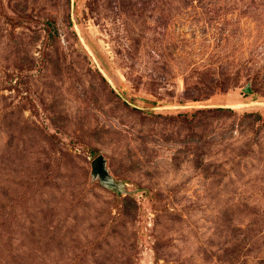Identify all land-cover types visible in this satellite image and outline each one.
Returning a JSON list of instances; mask_svg holds the SVG:
<instances>
[{
  "label": "rangeland",
  "instance_id": "1",
  "mask_svg": "<svg viewBox=\"0 0 264 264\" xmlns=\"http://www.w3.org/2000/svg\"><path fill=\"white\" fill-rule=\"evenodd\" d=\"M0 264H264V0H0Z\"/></svg>",
  "mask_w": 264,
  "mask_h": 264
},
{
  "label": "water",
  "instance_id": "2",
  "mask_svg": "<svg viewBox=\"0 0 264 264\" xmlns=\"http://www.w3.org/2000/svg\"><path fill=\"white\" fill-rule=\"evenodd\" d=\"M247 92L249 91L248 88L245 89ZM91 165V173L95 176H99L104 183L113 184L109 180V175L107 169L105 167V159L102 154L97 155L90 163Z\"/></svg>",
  "mask_w": 264,
  "mask_h": 264
},
{
  "label": "trees",
  "instance_id": "3",
  "mask_svg": "<svg viewBox=\"0 0 264 264\" xmlns=\"http://www.w3.org/2000/svg\"><path fill=\"white\" fill-rule=\"evenodd\" d=\"M113 187L118 188V184L113 183Z\"/></svg>",
  "mask_w": 264,
  "mask_h": 264
}]
</instances>
